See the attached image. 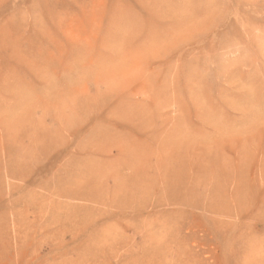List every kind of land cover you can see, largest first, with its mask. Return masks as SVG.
Returning a JSON list of instances; mask_svg holds the SVG:
<instances>
[{"label": "rangeland", "instance_id": "obj_1", "mask_svg": "<svg viewBox=\"0 0 264 264\" xmlns=\"http://www.w3.org/2000/svg\"><path fill=\"white\" fill-rule=\"evenodd\" d=\"M0 264H264V0H0Z\"/></svg>", "mask_w": 264, "mask_h": 264}]
</instances>
